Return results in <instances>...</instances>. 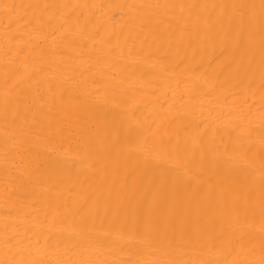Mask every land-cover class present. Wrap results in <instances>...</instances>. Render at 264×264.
<instances>
[{"label": "bare ground", "instance_id": "6f19581e", "mask_svg": "<svg viewBox=\"0 0 264 264\" xmlns=\"http://www.w3.org/2000/svg\"><path fill=\"white\" fill-rule=\"evenodd\" d=\"M0 264H264V0H0Z\"/></svg>", "mask_w": 264, "mask_h": 264}]
</instances>
